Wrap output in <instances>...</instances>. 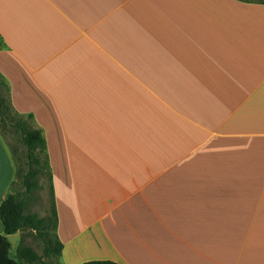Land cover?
Wrapping results in <instances>:
<instances>
[{"label": "crops", "instance_id": "1", "mask_svg": "<svg viewBox=\"0 0 264 264\" xmlns=\"http://www.w3.org/2000/svg\"><path fill=\"white\" fill-rule=\"evenodd\" d=\"M0 77L61 264H264V1L0 0ZM15 176L0 138V204Z\"/></svg>", "mask_w": 264, "mask_h": 264}, {"label": "trees", "instance_id": "2", "mask_svg": "<svg viewBox=\"0 0 264 264\" xmlns=\"http://www.w3.org/2000/svg\"><path fill=\"white\" fill-rule=\"evenodd\" d=\"M31 118V115L27 116ZM22 140L27 147L30 164H37L39 169L49 171L50 185V213L39 217L36 213H29V193L35 187L34 183H28L22 194L9 192L0 204V222L2 234L0 236V264H38L42 257L28 246L18 243L15 257L11 256L12 244L9 235L25 229L32 230L44 243V256L53 257L55 260L62 254L63 244L57 236V209L53 193L52 176L46 153L45 139L40 128L22 129ZM44 154L42 163L38 155ZM48 264V263H45ZM81 264H119L112 260H91Z\"/></svg>", "mask_w": 264, "mask_h": 264}, {"label": "rangeland", "instance_id": "3", "mask_svg": "<svg viewBox=\"0 0 264 264\" xmlns=\"http://www.w3.org/2000/svg\"><path fill=\"white\" fill-rule=\"evenodd\" d=\"M264 1V0H256ZM35 125L26 115L14 112L8 99L6 86L0 77V138L7 146L16 170V183L13 191L22 194L28 183H34L35 187L29 193L28 211L44 217L50 213L49 171L39 169L37 164L31 165L27 147L22 140V129H32ZM40 163L44 160V154L37 156ZM19 240L11 250V256L15 257L18 243L30 247L42 257L38 264H61L60 259L44 256L43 240L32 230L25 229L19 232ZM17 246V247H16Z\"/></svg>", "mask_w": 264, "mask_h": 264}]
</instances>
